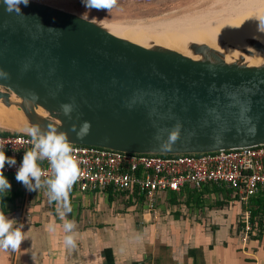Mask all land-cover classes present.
I'll use <instances>...</instances> for the list:
<instances>
[{
    "label": "water",
    "instance_id": "water-1",
    "mask_svg": "<svg viewBox=\"0 0 264 264\" xmlns=\"http://www.w3.org/2000/svg\"><path fill=\"white\" fill-rule=\"evenodd\" d=\"M19 7L10 13L0 0V113L15 123L0 131L52 124L70 144L130 154L264 144V60H245L264 52L258 39L188 41L182 53L37 0ZM84 121L91 127L81 138L72 128Z\"/></svg>",
    "mask_w": 264,
    "mask_h": 264
},
{
    "label": "crops",
    "instance_id": "crops-1",
    "mask_svg": "<svg viewBox=\"0 0 264 264\" xmlns=\"http://www.w3.org/2000/svg\"><path fill=\"white\" fill-rule=\"evenodd\" d=\"M216 186L206 184L201 191ZM187 191L158 192L154 214L143 203L126 210L121 206L125 193L119 195L121 203L109 194L93 216L69 213L76 240L69 248L63 242L60 205L49 202L42 186L35 197L17 198L15 207L4 212L16 221L14 227L23 224L26 239L15 251H0V264H264V235L253 231L240 239L246 215L238 201L211 204L207 198L186 197ZM53 222L58 226L54 233L47 230Z\"/></svg>",
    "mask_w": 264,
    "mask_h": 264
},
{
    "label": "built area",
    "instance_id": "built-area-1",
    "mask_svg": "<svg viewBox=\"0 0 264 264\" xmlns=\"http://www.w3.org/2000/svg\"><path fill=\"white\" fill-rule=\"evenodd\" d=\"M0 142L5 143L6 156L16 160L15 165L5 166L4 175L15 176L24 152L32 148L31 138L28 134L0 131ZM70 145L80 168V178L73 187L80 192L109 190L127 196L135 192L145 210L153 214L160 191L179 192L188 188L200 192L206 184H224L244 207L250 196L264 189V144L173 155L130 154L96 146ZM38 163L45 173L43 180L51 173L50 164L47 160ZM243 211L246 218L242 221L241 240L253 233L248 211ZM15 214L19 216V210Z\"/></svg>",
    "mask_w": 264,
    "mask_h": 264
},
{
    "label": "clouds",
    "instance_id": "clouds-1",
    "mask_svg": "<svg viewBox=\"0 0 264 264\" xmlns=\"http://www.w3.org/2000/svg\"><path fill=\"white\" fill-rule=\"evenodd\" d=\"M29 0H3L6 11L16 13L20 12V5L27 6ZM86 9H95L97 11H109L116 0H82ZM72 104H62L60 106L63 114L69 116L73 111ZM90 123L84 121L79 129L72 128L78 137H83L90 131ZM26 132L31 138L32 148L25 151L20 166L18 167L15 178L22 183L29 191H37L40 187L46 186L49 194V202H57L60 207L57 209L60 220L63 221L62 229L66 235L63 237L65 246L74 248L76 240L73 233L75 222L66 217L72 212L69 193L74 183L80 178V168L77 160L72 155V148L67 134L58 130L56 126L48 124L42 128L39 124H33L27 127ZM5 143L0 142V195L5 194L11 185L4 175L5 166L16 164L14 157H8L5 154ZM47 160L50 164V175L45 176L39 162ZM16 221L7 217L3 211H0V251L9 249L17 250L21 243L26 239L22 231L23 224L14 227ZM55 222L47 225L49 232H55L57 229Z\"/></svg>",
    "mask_w": 264,
    "mask_h": 264
},
{
    "label": "rangeland",
    "instance_id": "rangeland-1",
    "mask_svg": "<svg viewBox=\"0 0 264 264\" xmlns=\"http://www.w3.org/2000/svg\"><path fill=\"white\" fill-rule=\"evenodd\" d=\"M48 5L61 8L68 12L81 15L88 19L103 21L105 23H114L130 27L133 24L152 23L157 25L161 20L169 18H181L194 15L197 12L214 14L215 11H223L229 6H239L245 3L246 0H116V4L109 11H97L95 9H86L82 0H37ZM217 9V10H216ZM222 9V10H221ZM130 25V26H129ZM159 32V31H158ZM161 34V33H159ZM8 126L15 127V124L6 120ZM13 185L12 188L20 190L19 196L13 198H33L35 197L34 191L25 192V187L22 183L18 182L15 176L7 179ZM192 190L186 192V197L190 198H207V201L224 200L236 201L231 191L224 185H218L213 189H206L205 192L197 193ZM110 194V198H119L120 192L111 191H95V193L78 192L72 187L69 193V199L72 207V214L76 215L78 211L79 216L85 215V218L93 216L99 205L106 204V198ZM202 194V195H201ZM122 198H119V201ZM126 210H133L138 205L131 196L124 198ZM119 201L117 202L118 204Z\"/></svg>",
    "mask_w": 264,
    "mask_h": 264
},
{
    "label": "bare ground",
    "instance_id": "bare-ground-1",
    "mask_svg": "<svg viewBox=\"0 0 264 264\" xmlns=\"http://www.w3.org/2000/svg\"><path fill=\"white\" fill-rule=\"evenodd\" d=\"M219 10L218 8L212 15L197 12L186 17L169 18L161 20L157 25L138 22L129 25L130 27L108 24L114 29L112 33L133 42L144 45L150 42L158 43L182 53L187 52L184 44L188 41L203 42L216 47L217 41L222 39L234 47H239L243 38L252 37L264 43V0H246L242 5H232L223 11ZM235 54L234 49L226 51V56ZM245 60L248 64H258L264 60V52L254 53L251 58ZM6 120V115L0 113V127L15 128L8 126Z\"/></svg>",
    "mask_w": 264,
    "mask_h": 264
},
{
    "label": "trees",
    "instance_id": "trees-1",
    "mask_svg": "<svg viewBox=\"0 0 264 264\" xmlns=\"http://www.w3.org/2000/svg\"><path fill=\"white\" fill-rule=\"evenodd\" d=\"M7 179H11L13 175H5ZM11 188L3 195H0V211H9L15 207L14 196H19L20 190L18 188H12L13 185L10 183ZM129 196L134 198V201L137 205L141 206L142 202L140 197L132 192ZM128 196V197H129ZM248 211V218L250 221L251 229L255 231L257 235H264V189H260L256 194L250 196L246 202V205L243 207Z\"/></svg>",
    "mask_w": 264,
    "mask_h": 264
}]
</instances>
